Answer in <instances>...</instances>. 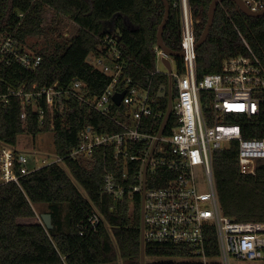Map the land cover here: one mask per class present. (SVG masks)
Instances as JSON below:
<instances>
[{"label": "trees", "instance_id": "1", "mask_svg": "<svg viewBox=\"0 0 264 264\" xmlns=\"http://www.w3.org/2000/svg\"><path fill=\"white\" fill-rule=\"evenodd\" d=\"M168 2L170 13L163 42L179 52L178 14L171 0ZM211 2L191 0L197 39L206 24ZM20 13L24 14L22 19ZM163 15L161 0H0V33H9L23 43L29 36L46 37L45 46L37 50L42 61L34 71L16 63L0 67V91L28 88L33 83L63 86L80 80L86 84L85 98L97 97L110 77L95 69L87 58L105 56L107 50L102 41L115 35L116 39L119 37L116 46L124 65L122 79H130L131 85L140 88H145L151 79L150 98L164 111L166 101L158 98V90L168 80L150 74L155 69L153 47ZM65 19L77 26L69 37L59 31ZM57 31V37L50 38ZM249 50L264 65V16L248 17L226 0L217 7L209 35L195 52L198 78L220 72L225 59L247 56ZM174 61L177 73H183V59L177 57ZM125 79L116 90H123ZM210 97V92L200 93L202 109L207 108ZM112 110L123 112L124 106L113 105ZM21 113L18 98L0 104V141L15 146L21 134L34 138L51 131L53 150L63 161L20 177L18 184L0 180V264H140V194L114 200L100 188L105 170L114 172L115 178L126 186L138 183L141 162H129L124 178V164L115 163L111 149H95L90 160L65 157L78 146L81 130L92 127L99 133H112L120 128L76 98L66 102L64 112L55 109L53 129L48 116L44 126L38 124L32 107L27 109L26 120L21 119ZM222 121L238 124L245 138L260 135L264 133V101L256 118L231 114ZM14 170L18 174L19 165ZM212 172L224 215L238 222H264V160L258 161L254 175L241 174L238 143L232 142L228 148L213 152ZM158 176L162 180L155 184L162 185L172 175L159 171ZM147 178V185H152L151 176ZM35 204L47 207L52 229L45 228L33 208ZM92 208L101 215L102 223L97 233L81 237L77 225ZM183 251L179 246L147 242L145 264H190L174 261L185 256Z\"/></svg>", "mask_w": 264, "mask_h": 264}, {"label": "built area", "instance_id": "2", "mask_svg": "<svg viewBox=\"0 0 264 264\" xmlns=\"http://www.w3.org/2000/svg\"><path fill=\"white\" fill-rule=\"evenodd\" d=\"M223 2L218 6H222ZM242 2L251 12L264 9V0ZM171 5L178 14L184 72L179 74L172 69L168 70V74L156 69L150 72L151 76L162 75L168 80L167 84L161 85L165 87L164 98L158 97L166 101L164 111L150 98L151 79H148L145 88H140L131 85L130 79L123 78V90H116L123 81L124 65L115 35L102 41L107 50L105 56L87 58L95 69L110 77V82L99 96L85 98L86 84L80 80L63 86L57 83L48 86L33 83L28 88L9 87L4 92L0 91V104L5 105L10 98H18L22 120H26L27 109L32 107L38 124L44 126L45 117L48 116L51 129L54 128L55 109L64 112L66 102L71 98L80 100L91 110L111 119L120 131L99 133L87 127L78 134V146L65 157L90 160L95 149H111L115 163L122 161L124 164V178L128 174L129 162H141L138 183L126 186L115 178L114 172L105 170L100 189L114 200L131 199L135 194L142 197L143 194L145 244L179 246L184 249L185 256L174 261L190 264L264 262V222H238L224 215L212 172L213 152L228 148L232 142L238 143L241 174L254 175L258 161L264 160L263 132L245 138L238 124L222 121L231 114H243L248 119L260 115L264 101V65L249 50L247 56L225 59L220 72L198 78L195 59L197 38L191 0H171ZM23 17L24 14L20 13L19 18ZM62 35L69 37L67 31H63ZM153 49L155 63L160 61L163 64V57L170 63L173 57L165 56L157 43ZM41 61L38 51L32 50L27 43L9 33H0V67L16 63L34 71ZM122 91L125 93L119 105L124 106V111L113 112L112 106L115 104L112 96ZM201 92L212 94L206 109L201 106ZM168 101L171 102V112L163 124ZM171 118L172 125L168 126ZM48 133L52 132L45 134ZM62 161L63 158L54 152L53 159L30 169L23 153L0 141L2 183L18 184L20 177L52 163L62 164ZM16 165H19L18 174L14 170ZM159 171L172 175L162 185L155 184L162 180L158 176ZM148 175L155 185H147ZM202 176L204 179L200 180ZM204 185L206 190L202 189ZM102 220L101 215L92 208L77 225L79 236L88 237L97 233Z\"/></svg>", "mask_w": 264, "mask_h": 264}, {"label": "water", "instance_id": "3", "mask_svg": "<svg viewBox=\"0 0 264 264\" xmlns=\"http://www.w3.org/2000/svg\"><path fill=\"white\" fill-rule=\"evenodd\" d=\"M161 1L164 4V15H163L161 23L158 26L157 33H156L157 46L162 50V52L165 56H171L173 58H177V57L182 58L184 56L183 51L175 52V51L169 49L163 42V31H164L166 22H167L168 17H169L170 5H169L168 0H161ZM223 1H226V0H212V2L210 3L208 10H207V21H206L204 29L201 32L199 38L196 40L195 51L199 48V46H201L206 41V39L209 35L211 25L213 23V19H214L216 9H217L219 3L223 2ZM229 1H231L235 4L238 11H240L241 13H243L244 15H246L248 17L264 16V9L259 11V12H251L244 5L242 0H229ZM117 41H119V37H117ZM162 62L166 66V68L170 71L171 66H170L169 60L166 57H163ZM164 90H165L164 86H161L159 88L158 97L164 98V96H165ZM124 93L125 92L122 91V92H115L113 94L112 101L115 105L120 104L121 99L124 96ZM170 112H171V102L168 101L167 111L165 114V118L163 120V124L166 123V121L170 115ZM146 165H147V162H146V164L144 166V170H143V183L145 182ZM40 218H41V221L44 224L46 229L50 230L53 228L52 221H51V214H49V213L41 214ZM145 262H146V260H145V242H144V235H143V194H142V197H141V223H140V264H145Z\"/></svg>", "mask_w": 264, "mask_h": 264}, {"label": "rangeland", "instance_id": "4", "mask_svg": "<svg viewBox=\"0 0 264 264\" xmlns=\"http://www.w3.org/2000/svg\"><path fill=\"white\" fill-rule=\"evenodd\" d=\"M77 27L70 22L69 20L65 19L64 22H62V28L59 29V31H67L69 35H72L76 32ZM57 31L54 34L50 35V38H56L57 34L59 33ZM26 43L29 47L34 48L35 50H38L45 46L46 44V37L45 36H29L26 38ZM171 63V69L172 71H176V62L173 58L170 59ZM155 69L159 70L160 72L164 74H168V69L165 67L164 64H162L160 61H157L155 63ZM226 146L225 144H223ZM18 151L23 153L27 158V167L33 168L38 165H41L43 161H49L53 159L54 157V147H53V134H41L36 137H32L30 135L21 134L17 138V143L14 146ZM200 180L204 179L202 176L199 178ZM203 190H206V186L204 185L202 187ZM33 208L37 214V216L40 218L41 214L48 213L47 207L43 204H35L33 205ZM158 260V259H156ZM115 264H123L122 262H117ZM237 264H264L263 261H240Z\"/></svg>", "mask_w": 264, "mask_h": 264}]
</instances>
